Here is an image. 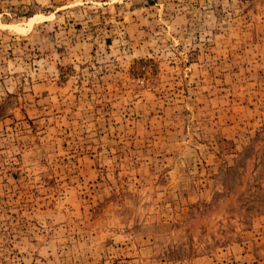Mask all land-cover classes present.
<instances>
[{
  "label": "rangeland",
  "instance_id": "obj_1",
  "mask_svg": "<svg viewBox=\"0 0 264 264\" xmlns=\"http://www.w3.org/2000/svg\"><path fill=\"white\" fill-rule=\"evenodd\" d=\"M0 264H264V0H0Z\"/></svg>",
  "mask_w": 264,
  "mask_h": 264
}]
</instances>
